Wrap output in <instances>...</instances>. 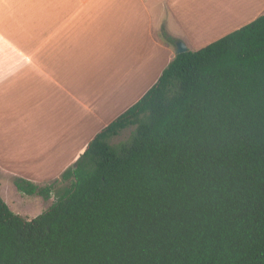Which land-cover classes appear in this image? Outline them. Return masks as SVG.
<instances>
[{
	"label": "trees",
	"instance_id": "trees-1",
	"mask_svg": "<svg viewBox=\"0 0 264 264\" xmlns=\"http://www.w3.org/2000/svg\"><path fill=\"white\" fill-rule=\"evenodd\" d=\"M14 186L54 200L26 219L0 197V264H264V14L176 54L58 180Z\"/></svg>",
	"mask_w": 264,
	"mask_h": 264
},
{
	"label": "crops",
	"instance_id": "crops-1",
	"mask_svg": "<svg viewBox=\"0 0 264 264\" xmlns=\"http://www.w3.org/2000/svg\"><path fill=\"white\" fill-rule=\"evenodd\" d=\"M264 14V0H0V197L58 180L176 55ZM13 212V211H12Z\"/></svg>",
	"mask_w": 264,
	"mask_h": 264
},
{
	"label": "rangeland",
	"instance_id": "rangeland-1",
	"mask_svg": "<svg viewBox=\"0 0 264 264\" xmlns=\"http://www.w3.org/2000/svg\"><path fill=\"white\" fill-rule=\"evenodd\" d=\"M151 87V86H150ZM132 129L123 131L120 136L111 140L112 144H117L121 141H125L129 138ZM62 183L57 182L54 185V189L60 187ZM16 195L5 194L4 197L11 206L13 213L18 214L26 219H33L40 215L54 200L51 196L50 199L44 200L39 196H27L19 191H16Z\"/></svg>",
	"mask_w": 264,
	"mask_h": 264
},
{
	"label": "water",
	"instance_id": "water-1",
	"mask_svg": "<svg viewBox=\"0 0 264 264\" xmlns=\"http://www.w3.org/2000/svg\"><path fill=\"white\" fill-rule=\"evenodd\" d=\"M187 52V48L184 46V44H178L176 46V54H181Z\"/></svg>",
	"mask_w": 264,
	"mask_h": 264
}]
</instances>
